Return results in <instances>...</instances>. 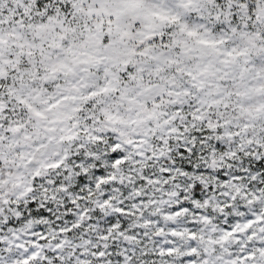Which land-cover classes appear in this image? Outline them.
I'll return each mask as SVG.
<instances>
[{"label": "snow or ice", "instance_id": "snow-or-ice-1", "mask_svg": "<svg viewBox=\"0 0 264 264\" xmlns=\"http://www.w3.org/2000/svg\"><path fill=\"white\" fill-rule=\"evenodd\" d=\"M0 264H264V0H0Z\"/></svg>", "mask_w": 264, "mask_h": 264}]
</instances>
